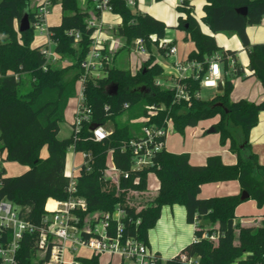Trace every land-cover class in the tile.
Wrapping results in <instances>:
<instances>
[{
	"label": "trees",
	"instance_id": "trees-1",
	"mask_svg": "<svg viewBox=\"0 0 264 264\" xmlns=\"http://www.w3.org/2000/svg\"><path fill=\"white\" fill-rule=\"evenodd\" d=\"M33 1L0 0V151L5 150L2 160L28 166L13 176L6 175L0 167V199L10 201L20 217L39 225L47 213L46 201L68 196L69 178L64 169L66 150L73 147L74 151L91 155L90 169L87 171L83 164L78 169L76 194L85 198L88 211L112 210L116 205L124 208V231L137 239L148 244L147 232L159 218L163 205L184 206L186 222L195 224L194 238L164 264H187L180 259L181 254L195 258L198 264H264V218L258 224H241L235 215V208L242 201L252 199L257 207L264 204V164L248 142L250 129L257 123L259 112L264 111V99H230L231 79L245 76L244 70L236 60V51L224 49L214 37L216 32L236 34L246 49L250 74L258 78L264 90V42L251 44L246 34V26L261 22L264 0H203L201 21L210 33L201 30L187 0L177 6L175 27L183 30L185 38L194 44L187 60L198 61L202 66L197 77L182 80L190 94L187 101L175 100L174 89L157 83L163 67L154 61L152 47L162 54L164 50L157 48L148 35L163 37L167 28L163 21L133 9L125 0H109L111 12L120 17L114 31L124 42V49L129 51L133 40L142 38L148 56L132 72L125 65L116 64L113 53L100 75H93L82 66L94 31L87 23L89 2L85 0L87 6L82 7L79 0H58L60 21L47 26L58 59L48 62L40 50L43 44L32 45L38 7L30 5ZM239 7L246 8L244 15L236 11ZM24 12L30 27L19 32L16 24ZM217 53L226 72L222 87L210 99L196 97L207 71L206 60ZM62 61L66 63L61 64ZM22 75L28 77L26 86ZM78 80H82L83 103L90 110L88 119L82 120L77 130L73 123L71 134L60 138L59 123ZM150 104L160 107L157 113L147 122L135 121L146 114L145 105ZM215 115L219 119L211 127L219 133V144H227L235 154V163L226 164L219 154H211L203 164H191L187 152L173 153L163 147L154 153L151 166L131 169L128 142L141 135L142 125H165L170 119L173 131L183 134L185 127ZM107 122L112 124L107 134L94 140L90 124L105 126ZM109 151L115 167L129 172L128 177H119L117 185L107 184L102 177ZM149 172L158 180L154 193L146 189ZM135 177L139 178L137 183H133ZM231 180L238 182V193L199 196L202 184ZM242 190L248 194L247 199H240ZM128 191L136 195L128 196ZM204 233H215L217 241L203 237ZM36 236V232L25 233L20 240V264H43L48 251L44 258L39 257ZM8 237V230H0V242ZM78 260L80 264H99L96 254Z\"/></svg>",
	"mask_w": 264,
	"mask_h": 264
},
{
	"label": "built area",
	"instance_id": "built-area-1",
	"mask_svg": "<svg viewBox=\"0 0 264 264\" xmlns=\"http://www.w3.org/2000/svg\"><path fill=\"white\" fill-rule=\"evenodd\" d=\"M91 5L88 11L87 23L93 27L92 39L90 47L82 66L86 71H98L105 63L111 61V55L117 49V45H104V38L96 35L100 32L102 22L99 15L102 11H111L109 0H86ZM130 7L134 6V0H125ZM50 0H42L38 3L36 18L34 24L35 29L41 33L48 35L47 27L44 19L48 11ZM78 38V33L75 34ZM148 38L156 43L157 48L164 50V55L170 59L171 76L170 85H164L157 81L158 84L174 89L175 100L187 101L190 97L186 86L182 80L189 76L197 77L198 71L201 70V63L195 60L177 61L173 58L176 47L166 37H157L152 33ZM131 51H135L141 55H147L142 38H135L131 45ZM41 52L48 62H55L58 55L53 51V47L49 46V42L43 44ZM207 71L200 80V86L216 87L220 78V65L218 55H213L207 60ZM140 61L139 64H141ZM78 94L76 112L74 116V129L77 130L82 120L88 119L89 108L83 103L82 80ZM196 97H200V92H195ZM124 106H127L126 104ZM146 114L135 121L147 122L149 118L155 115L160 109L154 104L145 105ZM172 129L170 119L165 121V125H142L141 135L138 138L131 139L128 147L132 153L131 169L139 170L153 164L152 157L156 151L164 147V139L169 130ZM94 140L102 139L107 130L103 125H96L91 130ZM73 148V147H72ZM83 155L82 164L88 171L90 169L91 155L87 152H81ZM81 164V165H82ZM80 165V166H81ZM79 166V168H80ZM78 168V169H79ZM76 168L72 166L69 172L68 185L66 191L68 196L66 199H53L50 208L47 207L49 200L46 201L45 213L39 225L19 216L18 209L14 204L5 199H0V230H8L9 237L7 240L0 242V264H20L17 260V252L20 247V240L25 233H37L35 244L40 258H44L48 251L47 257L43 264H80L75 251L79 247H85L91 251V254H107L109 257H116L118 262L123 264H164L161 256L150 246L137 239L134 235L124 231V220L126 219V211L119 205L112 210H94L88 211L87 202L84 197L76 194ZM78 172V171H77ZM152 173V172H149ZM148 173V174H149ZM128 171H120L115 167L110 151L107 154L105 167L102 171L104 180H113L118 184L120 176L128 177ZM148 178V175H147ZM138 177H135L133 183H137ZM146 189L147 186H146ZM195 227V224H194ZM212 241H217L215 233L203 234ZM180 259L187 264H198L195 258H189L185 254L180 255ZM237 264V262H236Z\"/></svg>",
	"mask_w": 264,
	"mask_h": 264
},
{
	"label": "crops",
	"instance_id": "crops-1",
	"mask_svg": "<svg viewBox=\"0 0 264 264\" xmlns=\"http://www.w3.org/2000/svg\"><path fill=\"white\" fill-rule=\"evenodd\" d=\"M41 1L42 0H39L38 2L40 3ZM187 1L192 5L193 15L199 21L201 30L205 33H210L211 30L209 29V27L201 21V17L203 15V0ZM181 2L182 0H134V6L132 7L135 10L147 13L154 18L163 21L167 25L164 37L168 38L171 41V44L176 47V52L173 58H175L177 61L187 60L188 53L194 49L193 42L185 38L184 31L175 27L177 23V17L179 15L177 6ZM50 4H58L60 9L58 0H56V2H51ZM99 18L102 22V27L100 29V32H97L96 35L105 39L104 45L106 47L110 46L111 44H119L122 39L118 35H116L114 31L115 27L120 23L119 15L112 13L111 11H102L99 13ZM47 26L50 25L47 24ZM39 33L40 35H42L39 37H43L42 40H38V42L36 43L32 42V45H37L38 43L41 44V41L44 42L46 40H49V37L46 33ZM246 34L251 44L264 42V15L260 23L246 26ZM214 37L217 44L222 46L224 49H233L236 51V60L241 64L244 70L245 76H233L231 79L233 87L230 92V99L236 101L240 98H244L254 102L263 100L264 90L261 82L254 75L250 74V71L248 69V56L246 49L242 46L236 34L231 32H216L214 33ZM129 51L124 50L119 54H116L117 52H115L114 62L120 64L124 63V65H126V67H128L133 72L139 67L140 61H143L145 58H147V55H142L144 56V59L132 58L131 63V49ZM152 54L155 56L154 61L159 63L163 67V74L158 78V81L160 83H163L164 85H170V59L167 58V56H165L164 54L157 51L155 47H152ZM215 55L219 54L217 53ZM124 57L126 58L125 60H123ZM229 60L231 65V59ZM219 65L220 78L217 81V84L221 83L222 78L226 73L223 70V63L220 59ZM213 88L215 90L211 91L210 98L219 91L217 90V85ZM218 119V115L210 118V124L202 127L201 131L196 136V146L193 149L184 150V152L188 153L189 162L191 164H203L206 157L211 154H219L222 161L226 164H233L236 162V156L227 148V144L225 146H221L219 144V133H216L215 131L208 132V129L212 126V124L217 122ZM236 137H240L239 132L236 133ZM248 142L250 144L251 150L256 153L259 162L261 164H264V111L259 112L257 123L250 129L248 134ZM164 147L166 149L165 144ZM43 150L44 148L42 149V155H45L43 154ZM178 152L179 151H177L176 153ZM196 154H199L200 156H195ZM4 155L5 150L2 152L0 151V161H2ZM17 164L20 163H15V161H2L0 167H3L5 174L9 176L18 175L28 168V166L26 165ZM66 165L67 163L65 161L64 173L68 175L72 167L69 169L66 168ZM147 188L148 192L151 193H154L158 189V180L154 173L148 174ZM239 190V184L235 180L216 183H204L200 187L199 196L208 197L233 194L238 193ZM249 200L252 199H248L245 201ZM242 203L243 201L235 208L236 219L241 224H249L244 222V219L248 217L243 216L241 213L237 212V208ZM50 204H52L51 200H49L47 206L50 207ZM259 209H262L263 211L257 212L254 215L264 218V204ZM254 215L251 217H254ZM193 230L194 224H188L186 222L184 206L180 204L163 205L161 207L159 218L156 220L154 226L148 230V232L150 231V234L148 233V245L159 255H161L160 252H163L165 255H167V258H170L177 254L188 242L192 241V239L194 238Z\"/></svg>",
	"mask_w": 264,
	"mask_h": 264
},
{
	"label": "rangeland",
	"instance_id": "rangeland-1",
	"mask_svg": "<svg viewBox=\"0 0 264 264\" xmlns=\"http://www.w3.org/2000/svg\"><path fill=\"white\" fill-rule=\"evenodd\" d=\"M38 1L39 0H34L30 5H33V4L38 5V3H39ZM79 2H80L82 7L87 6L85 0H79ZM54 8H55V10H54ZM60 17H61V14H60L59 5L58 4H52V5L49 4L48 5V11H47V13L45 15V19H44L45 25L47 26V24H49V25L58 24L60 21ZM16 28H17V24H16ZM43 34H45V33H43ZM1 36L2 35L0 34V37ZM39 36H42V35H40L38 29H35L34 30L33 43L38 42V40L39 41L42 40L43 37H39ZM48 41H49V46L52 48L53 43L50 40H46L44 42L41 41L40 43L46 44ZM120 43L117 45V49H115L113 53L117 52L116 54H119L120 52L125 50L123 47L124 42L121 40ZM181 43H182V40H181ZM130 56H131L130 57L131 63H132V58L133 59L134 58L144 59V56L139 55L135 51H131ZM125 59L126 58L124 57L123 60H125ZM65 63H66V61L61 62V64H65ZM116 64H120V63H116ZM122 65H124V63ZM92 74L96 75L97 71H93ZM98 74L100 75V71H98ZM21 80H22V83L24 84V86H26L28 83L27 75H22ZM80 86H81V81L78 80L76 82V85H75V94L67 102L65 112H64V118L59 123L58 137H60V138L68 137L71 134L72 124L74 123V116H75V112H76V106H77V100H78V94H79ZM212 90H215V89L213 87H206V86L201 85L200 90H199L200 98L210 99V96H211L210 93ZM122 119H123V117L118 118L117 120H122ZM210 122H211L210 118L200 120V121H198V123L195 126L185 127L183 134H180L178 132H174L173 129L171 130V128H169V130L165 136V139H164V144L166 146V149L168 151L174 152V153H176L177 151L182 152V150H183V152H184V150L193 149L196 146V136L201 131V128L207 126L208 124H210ZM111 125H112L111 122H107V124L105 125V129L106 130L110 129ZM216 133H218V132H216ZM45 153H46V151L44 149L43 154H45ZM195 156H200V155L196 154ZM2 161H4V160H2ZM2 161H0V164ZM82 162H83V155L81 152L74 151L72 147L67 148V150H66V163H67L66 168L70 169L72 166H74L76 168V171L74 172V174H76L78 171V168L82 164ZM17 165H20V164H17ZM150 178H151V176H150ZM105 181L107 182V184H115V182L113 180H105ZM209 192H211V191H209ZM135 195H136L135 192L128 191V196H135ZM259 208L260 207H257L253 200L243 201V203L237 208V212L241 213L243 216L248 217V218L244 219V222L249 223V224L250 223L258 224L259 222H262V220H263V218H261V216L254 215L257 212L263 211L262 209H259ZM253 215H254V217H251ZM148 233L150 234V231L147 232V237H148ZM75 253L79 257H89L91 255V251L85 247H79L75 251ZM160 254H161L160 256L162 258V261L164 263V261L167 259V255H165L163 252H160ZM117 262H118V259L116 257H109L107 254H100L99 255V264H107V263L115 264ZM231 264H236V262H233Z\"/></svg>",
	"mask_w": 264,
	"mask_h": 264
},
{
	"label": "water",
	"instance_id": "water-1",
	"mask_svg": "<svg viewBox=\"0 0 264 264\" xmlns=\"http://www.w3.org/2000/svg\"><path fill=\"white\" fill-rule=\"evenodd\" d=\"M236 11L238 13L244 15L245 12H246V8L245 7H239V8L236 9ZM29 27H30V22H29V19H28V14H27V12H24L22 14V16L20 17L19 21H18L17 29H18L19 32H22V31L27 30ZM221 87H222L221 83H218L217 84V90H220ZM112 89L114 91L116 89V86H113ZM95 126H96L95 123H91L90 126H89L90 130L94 129ZM212 131H214V129L212 127H210L208 129V132H212ZM247 198H248V194L244 190H242L241 193H240V199L244 200V199H247Z\"/></svg>",
	"mask_w": 264,
	"mask_h": 264
},
{
	"label": "bare ground",
	"instance_id": "bare-ground-1",
	"mask_svg": "<svg viewBox=\"0 0 264 264\" xmlns=\"http://www.w3.org/2000/svg\"><path fill=\"white\" fill-rule=\"evenodd\" d=\"M48 207V206H47ZM48 208H50V207H48Z\"/></svg>",
	"mask_w": 264,
	"mask_h": 264
}]
</instances>
